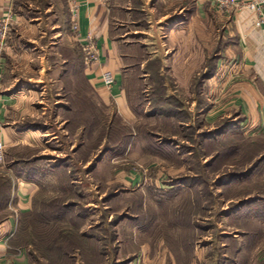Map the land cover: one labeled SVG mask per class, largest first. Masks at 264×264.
Returning <instances> with one entry per match:
<instances>
[{"label":"rangeland","instance_id":"obj_1","mask_svg":"<svg viewBox=\"0 0 264 264\" xmlns=\"http://www.w3.org/2000/svg\"><path fill=\"white\" fill-rule=\"evenodd\" d=\"M214 18V47L201 73L207 67L219 74L207 85L199 74L193 94L165 95L163 84L173 86V80L158 74L155 61V75L137 85L134 114L127 118L76 73L52 87L54 94L70 85L83 90L67 96L73 109L61 113L69 123L53 118L45 125V116L56 117L57 111L43 115L41 110L21 125L39 140L19 145L0 140L6 146L0 162V225L12 220V240L33 264H130L137 254L129 253L142 249V233L131 221L143 215L163 221L146 240L154 243L147 264H189L194 242L195 264H221L230 260L227 255L234 260L247 241L246 218L261 219L257 226L264 232V112L255 125L244 105L221 109L233 96L227 90L239 82L242 63L233 41L228 49L221 38L229 19ZM19 49L27 47L19 44ZM223 84H229L224 92ZM62 92L54 98H64ZM210 97L215 117L205 127L200 111ZM194 99L197 107L190 110ZM160 116L165 120L154 119ZM27 183L37 186L33 205L27 194L20 207L19 187ZM56 214L66 219L46 222ZM261 246L250 245L249 264L264 263Z\"/></svg>","mask_w":264,"mask_h":264},{"label":"crops","instance_id":"obj_2","mask_svg":"<svg viewBox=\"0 0 264 264\" xmlns=\"http://www.w3.org/2000/svg\"><path fill=\"white\" fill-rule=\"evenodd\" d=\"M72 2L78 8V34L72 29ZM214 16L229 19L230 22L221 26L225 32L221 38L227 44L230 39L233 41L238 49L236 58L242 63L239 82L231 86L223 84L221 91L229 86L228 94L233 96L221 109H241L244 105L253 123L259 125L264 112V23H259V14L254 10L245 8L223 13L211 0H0V27L8 28L4 44L0 45V140L17 145L39 140L36 132L22 131L21 125L29 116H38L41 110L43 115L49 110L57 111L56 117L45 116L42 122L45 125L53 118L69 123V117H62L61 111L73 109L70 97L83 94V90L70 85L60 87L54 94L52 87L55 81L64 83V79L69 80L76 73L93 86L104 103L110 105L112 101L114 110L127 118L134 114L131 101L138 92L137 85L155 75V61L160 64L158 74H167L173 80V86L163 84L165 95L193 94V79L199 74L205 84L214 81L219 74L206 71L207 67L204 74L201 73L208 52L214 47ZM89 35L100 52V62L94 64L86 61L82 49ZM19 44L27 49L23 52ZM139 51L142 59H138ZM71 67H76L77 71L70 70ZM103 70H112L116 75L112 90L101 80ZM38 83L44 84L40 90H34L33 86ZM62 90L66 96L54 98L64 94ZM205 91L207 93V87ZM207 99L209 102L204 101L200 111L205 127L212 124L215 117L213 101L211 97ZM197 103V99L191 101L190 110L196 109ZM154 119L165 120L161 116ZM31 124L41 127L35 122ZM35 191L37 186L33 183L19 187L20 207H24L27 194H30L29 205H33L31 197ZM66 206L63 203V207ZM159 219L151 220L143 215L131 221L142 233V249L129 253L137 254L130 264H136L134 261L140 258L141 264L148 263L146 256L152 252L154 243L146 240L154 225L157 228L162 221ZM256 220L262 222L259 218ZM13 233V223L8 218L0 225V264H33L28 252L14 244ZM246 238L247 241L239 245L236 258L232 260L227 255L225 259L230 260L221 264H249L247 251L251 250L250 245L261 249L264 232L250 234L246 231L243 239ZM251 240L254 242L249 243ZM193 245L189 264H195L197 256L196 242Z\"/></svg>","mask_w":264,"mask_h":264},{"label":"built area","instance_id":"obj_3","mask_svg":"<svg viewBox=\"0 0 264 264\" xmlns=\"http://www.w3.org/2000/svg\"><path fill=\"white\" fill-rule=\"evenodd\" d=\"M217 9L223 13H230L236 10H243L248 8L254 10L259 14V23H264V0H211ZM72 11V29L78 34L79 32V23L77 20L78 17V8L77 5L71 3ZM8 28L6 25L0 27V45L4 44ZM83 52L85 59L88 63L94 64L100 62V52L99 48L92 36H88L86 41L83 44ZM101 80L104 86L108 90H112L114 85L117 82L116 75L112 70H103L101 74ZM5 143L0 141V162L3 159V153L5 150Z\"/></svg>","mask_w":264,"mask_h":264},{"label":"trees","instance_id":"obj_4","mask_svg":"<svg viewBox=\"0 0 264 264\" xmlns=\"http://www.w3.org/2000/svg\"><path fill=\"white\" fill-rule=\"evenodd\" d=\"M211 69H214V68H211ZM200 104H202V103H199V105ZM199 108H201V105L199 106ZM65 219H66V217H64L63 214L62 215L61 214L60 215L56 214L55 216H53V218L47 219L46 222H49V223H51V222L60 223V222H63ZM49 220H51V221H49ZM243 222H244L245 225H247V227L251 228V229L247 230L250 234L251 233L256 234V233L261 232V229H259L260 227L257 226L258 224H260L258 220H248V218H246ZM255 222H257V224Z\"/></svg>","mask_w":264,"mask_h":264}]
</instances>
